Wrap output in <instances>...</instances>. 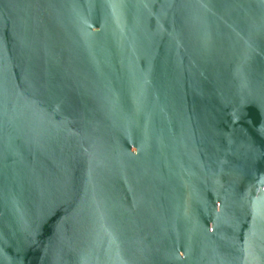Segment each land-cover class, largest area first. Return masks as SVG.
Segmentation results:
<instances>
[{
	"label": "water",
	"instance_id": "95a60500",
	"mask_svg": "<svg viewBox=\"0 0 264 264\" xmlns=\"http://www.w3.org/2000/svg\"><path fill=\"white\" fill-rule=\"evenodd\" d=\"M0 264H264V0H0Z\"/></svg>",
	"mask_w": 264,
	"mask_h": 264
}]
</instances>
